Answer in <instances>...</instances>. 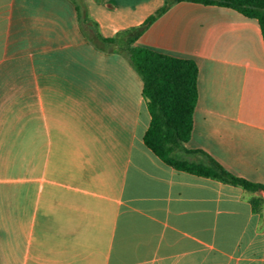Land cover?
Returning <instances> with one entry per match:
<instances>
[{"label":"crops","instance_id":"1","mask_svg":"<svg viewBox=\"0 0 264 264\" xmlns=\"http://www.w3.org/2000/svg\"><path fill=\"white\" fill-rule=\"evenodd\" d=\"M163 0H0V264H264V190L165 164L143 140L142 79L90 39ZM81 15V14H80ZM198 65L185 142L264 184V41L255 18L179 1L135 40Z\"/></svg>","mask_w":264,"mask_h":264},{"label":"trees","instance_id":"2","mask_svg":"<svg viewBox=\"0 0 264 264\" xmlns=\"http://www.w3.org/2000/svg\"><path fill=\"white\" fill-rule=\"evenodd\" d=\"M179 1L226 6L255 18L264 41V0H163V4L142 23L119 30L110 37L99 32L97 23L83 13L82 7L78 8L77 4L76 7L81 14V23L90 26V39L97 47L107 49L120 37L125 39L121 51L142 79V96L150 118L143 140L149 150L175 169L235 184L248 191L264 190L263 183L237 176L207 152L185 146L192 133L193 112L198 99L196 61L134 44L158 16ZM251 204L258 211L264 199L253 196Z\"/></svg>","mask_w":264,"mask_h":264}]
</instances>
